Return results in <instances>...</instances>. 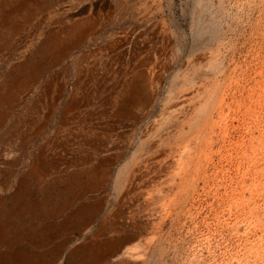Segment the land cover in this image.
<instances>
[{
    "label": "rangeland",
    "instance_id": "rangeland-1",
    "mask_svg": "<svg viewBox=\"0 0 264 264\" xmlns=\"http://www.w3.org/2000/svg\"><path fill=\"white\" fill-rule=\"evenodd\" d=\"M18 2L0 0L2 84L50 31L91 28L63 39L69 52L0 125V264H72L77 246L110 236L129 255L103 264H264V0ZM139 70L151 102L124 116ZM37 159L45 171L31 177ZM101 161L111 173L98 184L84 173ZM81 205L103 208L72 227Z\"/></svg>",
    "mask_w": 264,
    "mask_h": 264
},
{
    "label": "bare ground",
    "instance_id": "bare-ground-1",
    "mask_svg": "<svg viewBox=\"0 0 264 264\" xmlns=\"http://www.w3.org/2000/svg\"><path fill=\"white\" fill-rule=\"evenodd\" d=\"M26 1L25 0H17L18 4L20 3V5H24L26 3ZM39 1H41V0H39ZM18 4L11 6V10L12 11L15 10L16 6H18ZM4 20L6 21V18H0V27L2 26ZM82 23H83V21H82ZM84 23H85V21H84ZM81 24L79 23V25L74 27V30H70V32L69 31H61V33H60V31H55V30L50 31L45 36V39H43L40 42V44L36 47V49L32 55L25 57L21 62H19L18 64H16L15 66H13L12 68H10L6 71V73L4 75V79H3L4 84L0 83V125L3 123L4 119L7 117V114L12 110V107L15 104V101L18 100V97L21 94V91L24 90L27 87V85L29 84V82L33 80L36 72H38L42 67L46 66L47 64L51 65V63H50L51 55L55 58V61H57L60 57H62L64 54L69 52L70 44L67 43L66 41H64L63 39L68 38L71 41V39L74 38L73 39L74 42L73 43L71 42L72 43L71 45H73L74 43L77 44V42H80L81 39L84 36H86V34H85L86 31L91 27H89V24H83V25H81ZM13 28H16V25ZM61 34H63V38H61V36H62ZM10 40H11V35L9 37L6 36L5 38L0 39V50L3 49L5 46L11 45L12 43ZM216 67H217L216 69L219 70L221 67V63H219ZM212 72H213V69H212ZM148 75L143 70H139L136 73L135 82H134V84H131L128 93L123 94V96L120 97L119 103H118L117 108H116V111L119 114H122L124 116H128L129 111L133 110V107H137L138 109H142L148 103L151 102L150 101L151 95L146 89V87L148 86V84L150 82L149 76L151 74L149 76ZM188 82H193V80H190V78H189ZM174 86H175V84L173 86H171V90H170L169 94L166 96L167 100H170V99L176 100L177 98H179V97H176V98L174 97L176 94L174 92ZM200 92H201L200 87H197V89H196V96L197 97H199ZM194 99H197V98L193 97V100ZM74 102H73V106H74ZM73 106H72V104H70V108H72ZM207 107L208 106L202 105L201 108L198 110L197 115H199L200 113L205 111L207 109ZM68 110H69V104L66 107V111H68ZM182 112H184V111H182ZM187 112L188 111H185L183 113V117H186V115L188 114ZM63 113H65V110H63ZM167 118H169V117H167ZM167 118H166V120H167ZM187 118H189V117H187ZM147 142H149V141H147ZM147 142H145V140L140 142L139 148H137V150H135V152H133V157H132L133 161L138 156L139 151L146 150V154L148 155V151H150V149H152V145H151L152 143H147ZM143 155L144 154H142V156L139 155L142 157L140 160L141 163L145 159ZM150 159H152V158H150ZM146 161L148 162L149 159ZM138 166H139V164H138ZM138 166H137V168H138ZM45 167H46V163L43 162V160L42 161H39V159L35 160L29 168V173H30L31 177H37V176L39 177V175H42L43 172L45 171ZM109 168L110 167L106 162L101 161L99 164H97L96 167H91L90 170L85 171L84 174L86 175V177H90L91 180L97 181V183L99 184V182H101V181L104 182L109 177V175L111 173V169H109ZM129 169L130 168H129V161H128L124 165L123 168L119 169V174H117L120 176L119 180H120V183L122 184V188H123V185L127 184V181H129V177H128ZM80 182L81 181H79V182L77 181L74 186H76V185L78 186ZM131 182H134V180ZM131 186H132V184H131ZM127 190L128 189H126V191ZM24 191H25V189H24ZM121 195H123V193ZM62 202L63 203L60 206H58L56 204L54 210L63 209L67 204L66 199H63ZM18 203L15 204L16 209L19 207ZM101 205H98V206L97 205H90L87 207H85L86 205L85 206H82V205L78 206L71 213L70 218L72 220L70 222V225L72 227H81V226L86 225V222H88L91 215L100 211L103 208V206H101ZM50 208L51 207L49 206V210H50ZM87 215H89V218L87 217ZM66 223L67 222L64 221L61 224V227H63V228L67 227ZM125 238L123 236H121V237H118V236L117 237H111L110 236L109 238H106L101 242L100 241L98 242L97 240H93V241L86 243L85 245H83V244L79 245L75 249H73L74 256L76 255V257L79 258V260H76V262L73 261L72 264H103L106 261H113V260H117V259H122L124 256L129 255V251L126 249H123V244H124V242L127 241Z\"/></svg>",
    "mask_w": 264,
    "mask_h": 264
}]
</instances>
